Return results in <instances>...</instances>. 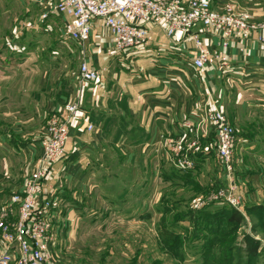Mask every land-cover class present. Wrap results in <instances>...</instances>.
I'll return each mask as SVG.
<instances>
[{
    "label": "crops",
    "instance_id": "crops-1",
    "mask_svg": "<svg viewBox=\"0 0 264 264\" xmlns=\"http://www.w3.org/2000/svg\"><path fill=\"white\" fill-rule=\"evenodd\" d=\"M243 1L256 19H264L261 0ZM196 30L210 44L211 37L199 26ZM149 32L145 45L109 55L108 32L95 20L80 54L98 70L96 81L80 85L76 75L75 81L60 88L38 85L26 90L20 84L19 88H8V94L2 87L4 82L10 87L13 77L23 82L26 75L38 74V65L32 63L38 55L28 48L29 42L21 46L15 42L18 44L13 45L15 53L11 55L0 47V100L18 104L10 111L15 110L8 122L0 120V211L9 195L23 186L24 174L17 176L19 168L27 163L31 170L40 155L38 141L44 130L28 119L42 110L49 117L65 116L63 106L73 99L78 101V110L67 119L65 154L54 164V174L44 187L45 191L54 190L59 200L57 220L63 216L64 222L74 225L80 217L78 207L95 195L94 182L103 178L109 166L123 167L132 181L147 166L150 172L157 167L164 178L173 168L164 149L154 150L160 145L159 134L180 135L187 131L181 122L184 118H194L215 105L235 126L234 148L242 161L240 169L244 168L238 179H245L250 186L247 190L241 183L244 200L264 201V44L254 37L243 44L245 51L239 50L242 43L232 44L227 49L231 60L228 70L217 65L195 69L189 40L180 34L166 38L157 26H151ZM11 72L7 80L4 75ZM26 108L31 109V117H18L19 110ZM87 123L92 129H86ZM6 130L9 132L4 133ZM213 138L212 131L202 138L210 149L195 155L206 164L215 156ZM7 214L14 220V212L8 210Z\"/></svg>",
    "mask_w": 264,
    "mask_h": 264
},
{
    "label": "rangeland",
    "instance_id": "rangeland-1",
    "mask_svg": "<svg viewBox=\"0 0 264 264\" xmlns=\"http://www.w3.org/2000/svg\"><path fill=\"white\" fill-rule=\"evenodd\" d=\"M53 1L0 0V47L11 55L15 53L11 51L13 45L29 42L28 48L38 55L32 62L38 65V74L26 75L23 82L13 77L10 87L4 82L2 87L7 88V94L8 88H19L20 84L27 90L38 85L60 88L75 81L83 47L68 38L61 16L50 13L41 16L45 4ZM235 1L248 8L243 0ZM219 2L213 0L216 5ZM260 4L264 7V0ZM12 74L4 76L9 80ZM1 101L0 120L8 122L15 110L10 111L18 104ZM42 111L37 112L39 116L34 112L33 118L28 120L44 130L49 115ZM19 112L18 117L25 119L32 114L27 108ZM236 155L234 148V156L240 160ZM240 166L241 163L236 165L237 177H242L244 170ZM147 167L141 168L132 181L123 167L109 166L102 173L103 178L94 182L95 195L88 198L85 206L76 209L80 217L74 225L64 222L63 216L58 217L54 233L57 241L52 251L70 264H264V209L250 212L245 207L255 202L246 199L242 220L237 226L228 219L229 205L212 202L198 205L225 183L218 158L213 156L206 164L195 156V168L187 171L191 174L188 179L174 174L163 178L157 167L153 172L146 170ZM26 170L30 171L27 163L19 168L21 173H17V176L24 174L22 183L29 173ZM244 180L238 179L243 194L245 188L241 183L247 190L250 187ZM189 210L193 212L191 218ZM209 211L210 214H205ZM162 215L165 219L161 221ZM182 218L185 219L179 222ZM184 221L188 225L180 227ZM165 226L175 231L176 236L160 237L158 233ZM245 245H257L255 252L246 254Z\"/></svg>",
    "mask_w": 264,
    "mask_h": 264
},
{
    "label": "built area",
    "instance_id": "built-area-1",
    "mask_svg": "<svg viewBox=\"0 0 264 264\" xmlns=\"http://www.w3.org/2000/svg\"><path fill=\"white\" fill-rule=\"evenodd\" d=\"M17 1L43 3V0ZM219 1L216 5L213 0H55L45 4L41 16L46 17L48 13L61 16L68 38L81 46L90 38L92 23L97 20L108 32L109 55L145 45L150 39V27L157 26L166 38L180 34L192 43L191 61L195 69L217 65L228 70L231 60L227 49L232 44L242 43L240 51H245V42L253 37L264 44V19H256L235 0ZM198 26L211 37L210 44L196 30ZM97 78L98 70L87 60H81L79 84L94 82ZM63 110L65 116L52 114L47 120L38 141L40 155L22 188L9 195L6 208L0 211V264H61L64 261L52 251L57 241L54 233L60 203L54 190H44L54 174V164L65 154L67 119L77 113V99L66 102ZM181 122L187 131L178 136L159 134L160 145L154 150L164 149L167 160L176 170L192 171L195 155L210 149L202 143V138L212 131L214 153L225 183L198 205L226 204L243 213L245 200L235 173L236 165L242 162L234 156L235 126L216 105ZM86 129H92V124L87 123ZM142 146L146 149L148 145ZM8 210L14 212V220L9 219Z\"/></svg>",
    "mask_w": 264,
    "mask_h": 264
},
{
    "label": "trees",
    "instance_id": "trees-1",
    "mask_svg": "<svg viewBox=\"0 0 264 264\" xmlns=\"http://www.w3.org/2000/svg\"><path fill=\"white\" fill-rule=\"evenodd\" d=\"M198 154H200V153H198ZM173 174L176 175V176H178V175H180V176H185L187 179H188L189 175H191V174H188L187 172L179 173L178 171L172 169V170H170V173H166V174H165V175H166L165 177H166V178H171ZM169 176H170V177H169ZM181 180H184V179H181ZM167 208H168V207H167ZM246 208H247L250 212H253V211H255V210H257V211H258V210H262V209H264V201L261 202V203H259V204H255V203L250 204V205H248L247 207H245V209H246ZM203 209H204V210H207V208H203ZM255 212H256V211H255ZM210 213H211V212L209 211V213L207 212V213H205V214H210ZM192 214H193V212H192L191 210H189V212H188V216H189V218H191ZM173 217H174V216H173ZM160 219H161V221L164 220V219H165V215H162V216L160 217ZM160 219H159V220H160ZM184 219H185V218H182L179 222L183 221ZM228 219H229V221H233L234 223H236V225L238 226L239 223H240V221L242 220V216H241V213H240V212H238L236 209H234V208L231 207L230 215H229ZM177 223H178V221H177L175 224H177ZM181 225H183V226L186 227L188 224H187V222L184 221V223L179 224L180 227H181ZM162 226H164V225H162ZM176 227H177V226H176ZM165 234H170V236H171V235L176 236L175 231L170 230V228H168L167 226L162 227L161 231H159V233H158V235H159L160 237H161V236H169V235H165ZM256 247H257V245H245V250H244V251L246 252V254H247V253H254ZM239 257H241V256H239Z\"/></svg>",
    "mask_w": 264,
    "mask_h": 264
}]
</instances>
